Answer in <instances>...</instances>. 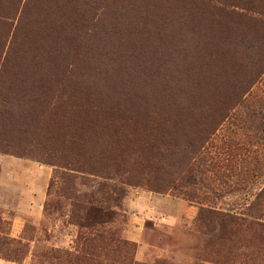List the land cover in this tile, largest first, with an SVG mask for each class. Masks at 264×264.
I'll use <instances>...</instances> for the list:
<instances>
[{
    "label": "rangeland",
    "instance_id": "374dc122",
    "mask_svg": "<svg viewBox=\"0 0 264 264\" xmlns=\"http://www.w3.org/2000/svg\"><path fill=\"white\" fill-rule=\"evenodd\" d=\"M0 264H264V0H0Z\"/></svg>",
    "mask_w": 264,
    "mask_h": 264
},
{
    "label": "trees",
    "instance_id": "16d2710c",
    "mask_svg": "<svg viewBox=\"0 0 264 264\" xmlns=\"http://www.w3.org/2000/svg\"><path fill=\"white\" fill-rule=\"evenodd\" d=\"M224 217H226V221L228 219V220H230L232 222H236V223H238L239 221H245L244 219H241L237 216H232V215H224Z\"/></svg>",
    "mask_w": 264,
    "mask_h": 264
}]
</instances>
